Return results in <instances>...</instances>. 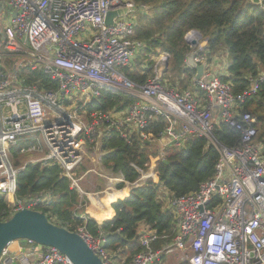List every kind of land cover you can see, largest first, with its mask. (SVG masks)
I'll return each instance as SVG.
<instances>
[{
  "label": "built area",
  "instance_id": "obj_1",
  "mask_svg": "<svg viewBox=\"0 0 264 264\" xmlns=\"http://www.w3.org/2000/svg\"><path fill=\"white\" fill-rule=\"evenodd\" d=\"M122 8L127 15L115 19L114 26H106V14ZM136 8L128 0H0V60L16 59L8 71L0 64V197L7 205L14 204L18 175L31 164L58 167L70 188L85 197V208L87 200L104 206L103 201H111L115 193H129L147 179L158 182L154 168L164 159L163 150L181 148L186 137H202L218 153L215 173L196 193L169 202L177 223L170 242L154 249L153 243L167 237L141 226L142 251L125 262L105 248L103 237L94 238L83 228L74 233L102 264H161L163 258L186 250L188 264H264V147L256 142V119L239 111V105L264 83V71L244 93L234 95L230 84L207 74V41L200 39L193 49L194 62H205L206 68L204 77L194 81V92L179 93L160 83L158 67L168 61L167 55L155 59V76L138 86L121 73L143 50L127 19ZM22 65L41 71L56 89L23 87L17 78ZM102 89L129 95L134 101L123 112L88 111ZM163 116L170 125L157 140L161 152L150 158L145 172L136 169L139 176L133 183L102 166V158L109 153L100 152L104 138L117 133L126 143L133 137L141 143L153 142L148 126ZM218 122L239 134L234 147L226 148L214 139ZM177 128L179 136L174 134ZM31 138L36 143L15 157L17 142ZM89 151L99 165L97 173L90 168L77 177L84 161H91ZM27 156L31 160L24 163ZM92 173L107 182L101 192L81 186ZM47 200L19 202L11 211L32 210ZM16 242L23 245L19 264H72L56 249L28 240ZM8 247L1 253L0 264L13 260Z\"/></svg>",
  "mask_w": 264,
  "mask_h": 264
},
{
  "label": "trees",
  "instance_id": "obj_2",
  "mask_svg": "<svg viewBox=\"0 0 264 264\" xmlns=\"http://www.w3.org/2000/svg\"><path fill=\"white\" fill-rule=\"evenodd\" d=\"M128 1H132L137 8L144 6L149 9L145 15L138 13L134 29V39L143 43V50L129 67L121 70L130 82L143 86L155 76V59L167 55V70L161 75L160 83L179 93L195 91L194 70L186 65V58L193 53L185 42V36L190 31L199 33L202 40L207 41V63L221 52L227 54L226 74L218 75V78L230 84L234 95L244 93L264 71V0H261V5H253L248 0ZM15 62L16 59H4L3 69L8 71L6 69H10ZM17 78L23 87L36 85L38 89L47 91L56 89L41 71H30L23 65L17 69ZM199 97L202 99L204 96L199 93ZM133 101L129 95L102 89L87 110L123 112ZM239 111L256 119V142L264 147V83L260 84L255 95L239 105ZM169 125L166 116L150 123L147 131L152 134L153 142L141 143L133 137L130 143H126L117 133L109 139L104 138L100 152L109 153L102 158V166L114 173L120 172L125 181L133 183L139 176L136 169L145 172L150 158L160 154L157 140ZM213 137L226 148L234 147L239 140V134L221 122L215 125ZM35 143L34 138L18 141L13 150L14 156ZM163 154L164 159L158 160L154 168L158 182L147 179L129 193L109 199L110 217L108 208L95 203L88 208V213L96 221L85 215V197L81 198L70 188V181L58 167L28 165L18 175L15 199L18 203H26L36 198H48L47 202L32 210L70 232L83 228L94 238L103 237L105 248L115 257L128 262L142 251L138 231L141 226L167 237L153 243L154 249L171 241L177 229L176 215L165 199L171 202L196 193L202 184L213 178L219 159L216 150L202 137H186L181 148L168 147ZM18 164L19 161L16 162ZM87 170L88 161H85L76 176ZM121 187L119 185L118 188ZM12 215L5 199L0 197V223L9 220Z\"/></svg>",
  "mask_w": 264,
  "mask_h": 264
},
{
  "label": "water",
  "instance_id": "obj_3",
  "mask_svg": "<svg viewBox=\"0 0 264 264\" xmlns=\"http://www.w3.org/2000/svg\"><path fill=\"white\" fill-rule=\"evenodd\" d=\"M248 1L253 5H261V0ZM127 12L125 8L108 12L104 19L105 25L114 26V20L125 17ZM192 32L198 37L199 41L201 35L195 31ZM185 42L192 49L198 43L197 41L187 40V35ZM194 56L191 53L186 58V65L194 70V81H199L205 75L206 63H195ZM167 65L168 61L164 64V72L167 70ZM174 134L181 135V129L177 128ZM21 240H28L42 247L56 249L67 257L72 264H102L79 235L52 224L43 214L37 211L24 208L15 212L9 220L0 223V257L2 251L11 243Z\"/></svg>",
  "mask_w": 264,
  "mask_h": 264
},
{
  "label": "crops",
  "instance_id": "obj_4",
  "mask_svg": "<svg viewBox=\"0 0 264 264\" xmlns=\"http://www.w3.org/2000/svg\"><path fill=\"white\" fill-rule=\"evenodd\" d=\"M148 11H149V9L147 7H146V10H142L139 7V8H136L134 13L131 14V16H130L131 18L127 17V19L129 21H131V23L133 25V29H135L136 24H137L138 13H141V14L145 15ZM187 40H189V41H197L198 42V37L195 34H193L192 31H190V32L187 33ZM204 55H205V58H207V56H208L207 51H204ZM226 56H227L226 53L221 52L217 56L211 57L210 63H207V69H206L207 72H208L207 74H212V75L215 74L217 76L218 75H225L226 74V69H227V64H226L227 61H226V59H228ZM158 71H159L160 75H162L164 73V66H162V67L159 66L158 67ZM192 92H194V91H192ZM87 161H89L88 164L91 162L90 160H87ZM82 183H83V181H81V184ZM83 187L87 188V186H83ZM87 202H88V205H90V207L92 205H94V203L97 204L96 202H94L92 200L91 201L87 200ZM107 203H106V200H104L103 201V205L104 206H102V207L108 208V210H109V216L108 217H110L112 213H111V210H110L109 206L107 205ZM101 222H99V223H101ZM22 246L23 245H22L21 242H13V243H11L9 245V247H8L9 256H10V258L13 257V260H12V262L9 260V263H7V264H19L17 261L23 255ZM187 253H188L187 250L184 253H175V254H173L171 256L163 258L161 260V263L162 264H188L187 260L184 257V256L187 255Z\"/></svg>",
  "mask_w": 264,
  "mask_h": 264
},
{
  "label": "rangeland",
  "instance_id": "obj_5",
  "mask_svg": "<svg viewBox=\"0 0 264 264\" xmlns=\"http://www.w3.org/2000/svg\"><path fill=\"white\" fill-rule=\"evenodd\" d=\"M227 57V56H226ZM228 58V57H227ZM226 61H227V59H226ZM4 62V59H1L0 60V64H2ZM227 63H228V61H227ZM226 63V64H227ZM75 98H77V96L75 95L74 96ZM89 156H90V158H91V162L88 164V169H90V168H92V169H94L95 170V172L97 173V169H98V167H99V165H97V161H96V158L95 157H91V152L90 153H87ZM23 162L25 163L26 161H29V160H31V157L30 156H27V157H23ZM22 160H21V162H22ZM33 160V159H32ZM85 161H87V160H85ZM84 161V162H85ZM89 162V161H88ZM84 164V163H83ZM106 181H103L102 179H100L96 174H94V173H92V174H90L88 177H86V179H84V181H83V183H82V187L83 186H87L88 187V191L89 192H92V193H96V192H98V191H102L103 190V188H104V186L106 185ZM92 187H96V189L95 190H93L92 189ZM125 193H127V190H124L122 193H115L114 195H112L110 198H113L114 196H116V195H120V194H125ZM169 199H165V201H166V203L169 205V202L170 201H168ZM14 204H15V206H16V204L18 203V201L16 200V199H14ZM10 204V203H9ZM8 204V207L12 210V207L11 206H13V205H9ZM88 208H90V205H88L87 206V208L86 209H84V211H85V215H87V216H89L90 218L92 217V219H95L94 217H93V215H91L90 213H88ZM106 219V218H105ZM96 220V219H95ZM103 221V220H102ZM41 247V246H40ZM42 248V247H41ZM117 258V257H116ZM117 260H120V258H117Z\"/></svg>",
  "mask_w": 264,
  "mask_h": 264
},
{
  "label": "bare ground",
  "instance_id": "obj_6",
  "mask_svg": "<svg viewBox=\"0 0 264 264\" xmlns=\"http://www.w3.org/2000/svg\"><path fill=\"white\" fill-rule=\"evenodd\" d=\"M109 199H111V198H109ZM96 219V218H95Z\"/></svg>",
  "mask_w": 264,
  "mask_h": 264
}]
</instances>
